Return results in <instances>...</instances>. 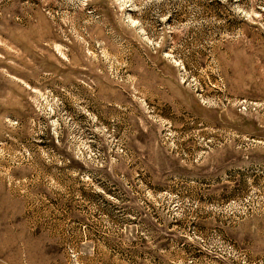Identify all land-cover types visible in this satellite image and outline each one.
Instances as JSON below:
<instances>
[{
  "label": "rangeland",
  "instance_id": "obj_1",
  "mask_svg": "<svg viewBox=\"0 0 264 264\" xmlns=\"http://www.w3.org/2000/svg\"><path fill=\"white\" fill-rule=\"evenodd\" d=\"M0 264H264V0H0Z\"/></svg>",
  "mask_w": 264,
  "mask_h": 264
}]
</instances>
